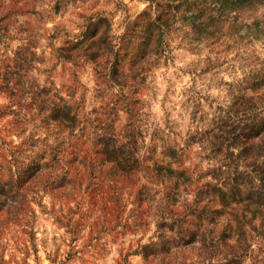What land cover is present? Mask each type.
<instances>
[{"label": "rangeland", "instance_id": "1", "mask_svg": "<svg viewBox=\"0 0 264 264\" xmlns=\"http://www.w3.org/2000/svg\"><path fill=\"white\" fill-rule=\"evenodd\" d=\"M97 14L109 19L110 35L122 45L117 58L121 70L139 74L136 85L127 77L131 88L120 91L101 82L94 65L84 59L57 57L55 50L75 40L86 18ZM158 16L168 24L166 53L159 60L150 53L143 58L142 43ZM21 54L23 81L51 87L78 108L80 121L86 123L80 139L69 137L40 123L33 108L31 113L9 108L10 100L0 93V175L6 177L36 152L49 154L50 147L59 145L58 158L75 180L73 190H51L46 185L61 175L60 169L42 171L36 199L29 194L26 218L0 226V264H123L124 257L127 264H147L133 251L148 242L153 223L138 230L126 224L139 210L134 196L138 188L160 187L149 184L143 173L134 185L98 168L94 179L83 174L78 163L92 156L90 125L109 123L120 133L133 121L142 135L140 155L155 150L147 164L160 161L164 148L173 147L183 153L181 169L193 172L195 179L198 171L206 173L213 164L194 133H208L217 109L229 106L238 90L246 98L263 91V85L255 89L252 84L264 79V0H0V73ZM125 99L137 102L131 114L122 106ZM250 103L264 112V102ZM74 133L79 135L78 128ZM147 207V202L141 205L143 211ZM244 229L243 264H264V229L257 224ZM221 230L218 223L213 236ZM191 260L197 261L194 254Z\"/></svg>", "mask_w": 264, "mask_h": 264}, {"label": "trees", "instance_id": "2", "mask_svg": "<svg viewBox=\"0 0 264 264\" xmlns=\"http://www.w3.org/2000/svg\"><path fill=\"white\" fill-rule=\"evenodd\" d=\"M167 26V20L162 22L159 16L151 22L150 33L142 43L143 58L147 53L156 60L164 56ZM110 32L109 19L99 14L88 17L79 36L75 40H66L64 46L55 52L64 61L84 59L93 64L101 82L122 91L125 87H133L128 86L127 77L130 75L136 85L139 74L132 70L124 74L121 70L117 58L122 45L114 41ZM56 37L57 34L52 36ZM29 56L30 61L35 58L32 51ZM24 61L21 54L14 64L4 66L0 73V93L10 100L9 108L16 106L19 111L28 113L35 109L38 112L32 115L40 116V123L80 139L86 121H80L78 108L52 92L51 87L40 88L23 81L21 64ZM262 85L264 79H255L252 87L258 89ZM240 91L238 95H231L229 106L217 109L208 133L196 131L192 136L199 142L205 158L213 164L204 174L198 171L196 179L193 172L181 169L183 153L173 147L164 148L160 161L147 164L155 150L146 149L145 154L150 155H140L144 148L140 144L142 135L133 121L126 124L120 133L109 123L90 125L94 135L92 156H83L78 163L84 169L83 174L94 179V171L98 168L99 172L118 182L134 185L143 173L149 184L160 187L154 190L143 184L138 188L134 196L139 210L131 223L126 224L129 229L138 230L153 223V235L133 251L134 255L141 256L143 262L211 264V259L219 256L214 264H243L241 248L245 225L257 224L258 229H264V112L257 111L250 103L253 100L255 103L257 100L264 102V87L262 93L256 92L249 98ZM136 103L125 99L122 106L131 114ZM77 128L79 135L74 133ZM59 149L56 145L49 148V154L33 151L36 153L25 166L15 172L8 170L6 177L0 175V226L26 218L29 194L33 195V200L36 199V185L45 169L52 171L58 167L61 174L48 182L47 187L64 193L73 190L75 180L58 158ZM75 159L76 156L72 161ZM174 164L176 168L173 169ZM206 176L210 181L198 185ZM184 192L188 195L180 199ZM145 202L148 207L143 211L141 205ZM218 223L222 230L213 236ZM24 224L28 226L29 221L25 219ZM232 237L236 239L229 243ZM193 254L197 261L191 260ZM123 264H127L126 257Z\"/></svg>", "mask_w": 264, "mask_h": 264}]
</instances>
